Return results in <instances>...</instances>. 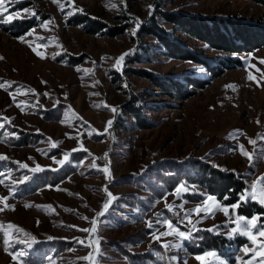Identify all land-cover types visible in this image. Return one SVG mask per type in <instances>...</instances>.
Segmentation results:
<instances>
[{
	"label": "rangeland",
	"instance_id": "obj_1",
	"mask_svg": "<svg viewBox=\"0 0 264 264\" xmlns=\"http://www.w3.org/2000/svg\"><path fill=\"white\" fill-rule=\"evenodd\" d=\"M3 9L0 264H264V214L248 217L195 184L169 189L161 180L208 164L244 180V205L264 207V45L228 54L174 32L162 16L264 26V5L4 0ZM151 21L199 59L165 55L140 33ZM91 23L104 27L91 33ZM228 59L239 62L226 67ZM138 70L194 92L168 93ZM203 232L227 243L199 251Z\"/></svg>",
	"mask_w": 264,
	"mask_h": 264
},
{
	"label": "trees",
	"instance_id": "obj_2",
	"mask_svg": "<svg viewBox=\"0 0 264 264\" xmlns=\"http://www.w3.org/2000/svg\"><path fill=\"white\" fill-rule=\"evenodd\" d=\"M250 1L264 5V0ZM162 16L163 19L172 24L174 32L184 33L208 44V46L215 50L228 54L247 52L264 45V26L259 24L230 21L214 17H194L174 12H163ZM84 21L81 18L77 23H83ZM88 25H90L89 31L91 33L104 27L100 23ZM27 27L30 26H26V29ZM18 32L20 33L21 30H18ZM140 33L155 37L162 46V52L169 57L192 61L199 59L196 54L188 50L184 45L176 42L171 37V32H167L163 26L155 21H151L150 25L143 26L140 29ZM228 60L230 61V59ZM235 62H239V60L232 59L229 64L225 63V65L226 67L235 66ZM137 72L148 78L155 86L160 87L168 93L174 91L182 98L188 97L194 92L186 90L179 81L173 78H163L145 70H138ZM192 85L194 87H202L203 84L196 81L192 82ZM127 112L132 113L142 128L149 124L140 120L138 111L135 108L131 107ZM189 167L187 165L177 168L171 174L162 175L163 178L161 180L169 189L181 182H184V184H195L223 204L232 205L238 203L239 213L248 217L253 214H264V207L256 201H248L245 205L240 201V195L244 193L247 186L244 180L233 172H224L208 164H200L198 162H192ZM162 193L163 191L160 192V195ZM261 217L263 218L264 216ZM226 243L224 238L203 232L199 242L201 245L197 250L220 249Z\"/></svg>",
	"mask_w": 264,
	"mask_h": 264
},
{
	"label": "snow or ice",
	"instance_id": "obj_3",
	"mask_svg": "<svg viewBox=\"0 0 264 264\" xmlns=\"http://www.w3.org/2000/svg\"><path fill=\"white\" fill-rule=\"evenodd\" d=\"M3 5H4V0H0V14H2V12L4 11V9H3ZM37 55L40 56L41 53H37ZM0 59H2V57H0ZM120 59H123V56H121ZM0 86H2V84H0ZM109 123H111V122H109ZM245 155H247V153H245ZM0 158H3V157H0ZM65 160H67V154L65 155ZM60 163L63 164V163H64V160H61ZM23 166H24V167H27V165H23ZM105 171H107V169H105ZM177 191H179V189H178ZM261 202L264 203V201H261ZM107 207H108V204L106 203V204L104 205V208H107ZM235 207H236V205H233V208H235ZM100 215H102V213H100ZM240 219L243 220L244 218L241 217ZM255 219H256V218L253 217V220H255ZM93 223H95V221H93ZM170 226H171V225H170ZM254 226H255V225H253V227H254ZM83 231H88V230H87V229H83ZM234 231H235V229H234ZM165 234H166V233H165ZM261 234L264 235V233H261ZM180 235L183 236L184 233L181 232ZM252 239L254 240L255 238L252 237ZM245 251H248V250L245 249ZM21 255H23V253H21ZM209 255H211V253H209Z\"/></svg>",
	"mask_w": 264,
	"mask_h": 264
}]
</instances>
